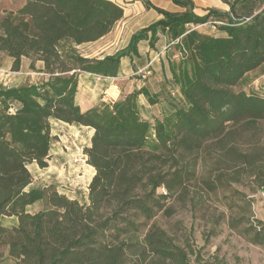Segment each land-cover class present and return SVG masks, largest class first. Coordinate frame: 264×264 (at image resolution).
Segmentation results:
<instances>
[{"label": "trees", "instance_id": "trees-1", "mask_svg": "<svg viewBox=\"0 0 264 264\" xmlns=\"http://www.w3.org/2000/svg\"><path fill=\"white\" fill-rule=\"evenodd\" d=\"M173 12L144 0L163 17L134 33L128 45L104 57H89L79 45L96 42L115 29L125 14L115 0H25L0 12V52L20 71L22 59L46 78L39 83L0 85V220L3 249L17 264H215L189 240L181 244L157 221L170 217L169 204L190 192L200 159H215L202 179L209 193L231 188L245 176L264 191V149L256 135L264 121V93L236 90L246 76L264 68V0H222L229 8L195 13L194 0H173ZM197 26V28H195ZM209 26L214 33L203 32ZM160 34L178 48L170 60L172 77L186 105L146 119L139 96L160 102L148 85L101 100L83 110L76 96L80 75L117 77L123 57L139 56L138 45L155 47ZM52 120L94 129L85 147L96 170L89 203L82 204L54 186L30 187L29 165L49 166ZM252 131L249 148L236 143ZM45 207L31 213L28 207ZM228 219L230 228L264 246V220L252 218V200Z\"/></svg>", "mask_w": 264, "mask_h": 264}, {"label": "rangeland", "instance_id": "rangeland-1", "mask_svg": "<svg viewBox=\"0 0 264 264\" xmlns=\"http://www.w3.org/2000/svg\"><path fill=\"white\" fill-rule=\"evenodd\" d=\"M25 0H0V12L18 9ZM203 32L214 33L209 26L200 27ZM112 35L102 41L79 45L81 53L89 57H96L106 52H113L116 48L127 43L128 34ZM162 45L164 47H162ZM162 52V54L160 53ZM178 48L172 45L168 38L152 52V58L136 60V63L124 64L125 80L119 83L124 91L144 83L161 89V100L153 108H143L145 116L161 118L163 114L186 105L185 99L177 91L176 82L169 69L163 71L161 62L177 61ZM163 57V59H162ZM148 60V63H147ZM20 71L11 70L13 59L6 53L0 52V85L11 86L21 83H39L46 78L39 72L42 64L37 63V70L33 71L30 59L24 58ZM122 74V75H123ZM92 78L84 77L80 86V97L84 99L91 95V101L99 99L103 92L97 89ZM236 90L257 91L264 93V68L248 74L243 82L235 87ZM144 116V115H143ZM152 116V117H151ZM154 122V119L152 120ZM53 140L50 150L49 166L42 170H30L34 180L31 187L43 188L54 186L60 193L72 199H78L82 204L89 203V185L95 175V168L87 163L84 149L91 144L90 132L84 128L70 127L59 121L52 120ZM236 143L243 149L249 148L252 131L243 130ZM259 147L264 149V121L260 123L256 138ZM215 159H200L197 165V177L190 184V192L183 198L169 201L175 209L170 217L159 214L157 221L177 242L184 244L189 240L200 250L204 259L215 264H264V246L252 244L240 230L229 227L228 219L240 214V205L246 198L252 200V218L264 220V191L253 178L245 176L240 183H234L231 188L219 189L217 193H209L202 187V179L213 167ZM45 207L39 201L27 209L36 213ZM1 222L8 227L18 225L16 216H2ZM4 257L0 264H17V260L9 255L4 248Z\"/></svg>", "mask_w": 264, "mask_h": 264}, {"label": "crops", "instance_id": "crops-1", "mask_svg": "<svg viewBox=\"0 0 264 264\" xmlns=\"http://www.w3.org/2000/svg\"><path fill=\"white\" fill-rule=\"evenodd\" d=\"M118 3H120L121 5L124 6L125 8V14L124 17L121 21H119V23L117 24V26L115 27V29L113 31H111L108 35H106L105 37H103L102 39L96 41H102L106 38H109L114 35L113 37H116L118 34L120 35V33H125L128 34V40L127 43L123 46H120L118 48H116L113 52H106L105 54H101L99 56L96 57H104L106 55L109 54H113L115 52H117L120 49L125 48L129 41L131 36L136 33L137 31H139L140 29L149 26L150 24L160 20L163 15L160 14L157 10H155L154 8H147L144 0H115ZM150 1L152 4H154L157 7H160L162 9L168 10V11H173V12H181L184 10V8L176 5L174 3L173 0H148ZM195 2V13L198 15H204L207 13L209 8H216V9H220V10H228L229 6L223 2L222 0H194ZM163 39H167V36L164 34H160L158 41L155 43V47L151 48L150 44H149V40H142L139 45V56L134 57V59L132 60L130 57L126 56L122 58V62H121V68H120V72L118 74L117 77H99V75L96 74H92V73H82L80 75V80H79V86H78V93L76 96V100L77 103L81 106V108L83 110H87L89 108H91L92 106H94L95 104H97L99 101L104 100V101H114L117 100L122 92H130L135 88H141L144 85H147L146 83H144L142 86H135L129 90L124 91L123 86H120L119 83L123 80H125V75L123 74V72H125L122 68L124 66V64H129V63H136V60H141L144 58H148V56L150 58H152V52L156 50V48L162 43ZM96 42H92V43H86L83 45H87V44H93ZM162 47H164L162 45ZM162 54V52H160ZM24 59V58H23ZM22 59V63H24ZM163 59V57H162ZM148 63V60H147ZM39 64L43 63L41 61H39ZM161 69L164 71H167V69L170 70L169 68V61H168V68L165 65V62H161ZM41 74L44 75V73L41 72ZM123 74V75H122ZM84 77H88V78H92L93 83L96 84V88L101 90V92H103V95L99 98V99H95V101H91V95L86 96L84 99H82L80 97V86L82 85V79ZM151 90L158 94L160 100H161V93L160 90L161 89H155L152 87V85H148ZM176 87L178 88L177 91L179 93L182 94V91L180 89V87L178 85H176ZM183 95V94H182ZM139 105H140V110H141V114L144 115V117L146 119L149 120H153L154 121L156 119H162L164 117V115H166L167 113L163 114L164 110H160L162 116L161 118H157L158 116L156 115L155 117H152L153 119H151L150 117L145 116V114L143 113V107H145L146 110H149V108H153L155 107V105H151L147 99V97L143 94H141L139 96ZM159 103V102H158ZM157 103V104H158ZM63 124H66L70 127H80V128H84L85 130H89L90 132V138L92 137L93 133H94V129L92 127L89 126H82V125H77V124H68L62 121H59ZM29 169L32 170H42V168H40L36 163H32L29 165ZM46 169V168H43ZM32 186V184L29 186V188Z\"/></svg>", "mask_w": 264, "mask_h": 264}, {"label": "built area", "instance_id": "built-area-1", "mask_svg": "<svg viewBox=\"0 0 264 264\" xmlns=\"http://www.w3.org/2000/svg\"><path fill=\"white\" fill-rule=\"evenodd\" d=\"M195 28H197V26ZM99 77H101V76H99Z\"/></svg>", "mask_w": 264, "mask_h": 264}]
</instances>
